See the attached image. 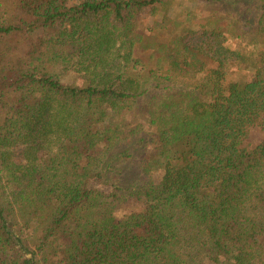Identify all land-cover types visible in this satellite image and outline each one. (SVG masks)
Masks as SVG:
<instances>
[{
  "label": "trees",
  "instance_id": "obj_1",
  "mask_svg": "<svg viewBox=\"0 0 264 264\" xmlns=\"http://www.w3.org/2000/svg\"><path fill=\"white\" fill-rule=\"evenodd\" d=\"M241 1L0 0V264H264Z\"/></svg>",
  "mask_w": 264,
  "mask_h": 264
},
{
  "label": "rangeland",
  "instance_id": "obj_2",
  "mask_svg": "<svg viewBox=\"0 0 264 264\" xmlns=\"http://www.w3.org/2000/svg\"><path fill=\"white\" fill-rule=\"evenodd\" d=\"M241 2L248 3L249 1L248 0H242ZM183 3L184 4L181 5V6L180 5H176V4H172L171 5V10L174 9L175 12H179L182 9V12H185V9H190L189 1L183 2ZM218 6L222 10V11L219 12L220 15L223 14L222 13L223 10H227L228 9L226 6H223V5H218ZM245 7H247V5H245V4L241 5V6L238 7V9L236 11H233V13H228V14L233 17V16H235L237 14V12H241V10L244 9ZM201 11H202V9H201ZM210 17H211V15H210ZM141 24H143V25H142V27H140L138 29V31H140L141 33H144V28L146 26H151L152 20L150 18H148V17H143ZM263 138H264V131L260 130L258 127H253V128H251L249 130L248 136H247L244 144H245V146H251L252 147V146L257 145Z\"/></svg>",
  "mask_w": 264,
  "mask_h": 264
}]
</instances>
